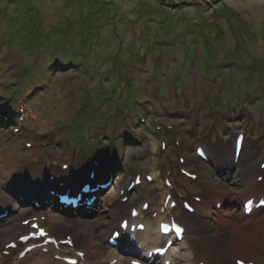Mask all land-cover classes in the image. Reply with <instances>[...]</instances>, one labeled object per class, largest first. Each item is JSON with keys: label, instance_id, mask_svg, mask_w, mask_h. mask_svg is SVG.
Here are the masks:
<instances>
[{"label": "rangeland", "instance_id": "rangeland-1", "mask_svg": "<svg viewBox=\"0 0 264 264\" xmlns=\"http://www.w3.org/2000/svg\"><path fill=\"white\" fill-rule=\"evenodd\" d=\"M0 106L17 123L0 124V167L6 154L10 165L17 164L20 151L58 163L36 168L37 174L42 171L38 176L27 162L18 167L20 178L29 175L36 183L61 172L62 163L112 148L109 162H116L118 171L100 201L105 212L61 229V237L80 230L87 238L91 230L97 245L104 244L130 206L140 205L143 191L149 213L155 209L153 194L166 178L175 197L187 194L198 207L214 210L233 201L242 206L244 198L255 196L251 179L264 178L259 168L264 162V0H0ZM238 132L246 135L240 166L229 167L227 157L224 168L220 161L196 156L200 145L220 158L217 151L230 148ZM25 142L37 147L27 150ZM153 172L158 178L131 193L127 211L115 206L118 187L125 189L131 180L126 177ZM11 182L0 174V195L18 204L0 229L30 217L31 203L9 191ZM194 185L198 188L191 189ZM205 190L214 196L195 201ZM178 208L184 210L181 202ZM179 209L175 214L187 226L195 254L212 249V258L226 262L231 242L223 247L217 237L241 227L249 247L253 227L264 225V214L242 221L240 208L234 219L224 218L230 230L222 231L210 214L190 216ZM92 250L90 257L96 258L99 249ZM252 253L264 264V246Z\"/></svg>", "mask_w": 264, "mask_h": 264}, {"label": "bare ground", "instance_id": "bare-ground-1", "mask_svg": "<svg viewBox=\"0 0 264 264\" xmlns=\"http://www.w3.org/2000/svg\"><path fill=\"white\" fill-rule=\"evenodd\" d=\"M235 140L238 141L237 138H235ZM242 145L246 146V142L243 143V141H242ZM153 146H155V144H153ZM168 153H172V152H168ZM7 155L8 154L2 156L3 157L2 158V166L0 167V174H2L4 176H8V174L11 172V170L13 168V165H10L9 162H8L10 156L9 155L7 156ZM219 155L221 157H223V158H218V160L221 163H223V164H220V165L222 167L226 168L227 163H226L225 159H226V157L228 158L229 154L224 157L223 155H226V152L223 151ZM96 156L99 159H102V160H104V159L109 157V156H107V155H105L103 153L97 154ZM228 165H229V163H228ZM110 166L114 167L113 165H110ZM153 176H156V173H154ZM263 182L264 181H262V183H256V182L253 181L252 182L253 183L252 187L250 188L249 191L255 192L256 196L261 195L264 192L263 191H258V189H260L263 186ZM147 185H149V184H147ZM10 188L12 189L13 185H10ZM160 190L161 191L162 190L165 191V195L163 197V201L161 202V206H162L164 204L165 198L167 197L168 193H170V192H169V190H166V188L164 186H161ZM222 190H224V189H222ZM1 192L4 193L3 190ZM230 193L232 194V192H230ZM200 194H201L200 198H201L202 201H207L209 198H212V195H213L212 192H207L206 190L203 191ZM183 197L187 198L186 195H183ZM188 198H190V197H188ZM0 199H2V201H4L7 204H10V205L13 204V202H15V201H13V199H11L10 197H7L5 195L4 196L0 195ZM155 200H156V198H155ZM4 202H2V203H4ZM250 202L254 203L253 201H250ZM95 205L93 204V206H95ZM4 208L6 209L7 205L4 206ZM89 208H92V207H89ZM217 208H218V210L213 211L212 214L215 217H218V220L221 223H224L223 222L224 218H228V219L232 220V218H234L235 215H236L235 211H232L230 209H223L221 207H217ZM160 209H161V207L157 208V210L159 212H160ZM82 210L85 213H88V210H86L84 207L82 208ZM198 210H201L204 213L209 214V211H206L203 208H199ZM0 211H1V209H0ZM112 211H113V208L110 210V212H112ZM163 213L164 212H162V211L159 213L160 215L157 218V220L153 219L151 221H142V222H144L147 225V228L144 229L143 233L139 232V233H137L135 235V242L141 248L139 250L142 253L143 258L146 260L145 264H152L150 258L147 257L148 251H150V250H152L154 248L157 249V247H160V243L162 241L165 242L167 239L168 240L171 239V236H164V235L160 234L159 229H158V225H159L160 221L166 220L172 214V210H171L170 214L169 213L163 214ZM142 214H143V212H142ZM42 215H44L45 218L43 220L40 219L39 220V224H41L42 226H46L47 229L50 232H53V231L55 232L59 228H63L65 226H69L67 221H66V219H65V217L62 214H60V213H58V212H56L54 210L46 209L42 213ZM82 217H85V215L82 214ZM105 219H107V218H105ZM130 221H132V224H135V225L138 224V221L133 220L132 217H131ZM236 221H238V219ZM73 224L74 225L75 224L79 225V224H77V222L76 223L74 222ZM18 230H19V228L10 227L8 229V231H9L8 233L11 236H14V235H16V232ZM28 231H30V230L27 228V232ZM185 233H186V231H185ZM237 233H240V232H237ZM126 234L127 235H131L129 231H127ZM74 236H75V238L77 240H79L82 243V245H83V247H82L83 250L82 251L86 252L84 258H78V262L76 264H109V262L112 261L113 258H117L118 259V262L116 264H130V259L128 257L122 256L118 252V251H125L124 250V246H125V244L127 242L126 237L122 236L121 240L118 239L116 241V245L110 244L108 242V239H106V237H104V240L106 242H104V244L98 245L99 254H98L97 259L94 262L90 263L87 259H88L89 255L93 252L92 248L94 247V243L91 242V241L88 242L86 240L85 241H81L82 238L85 237V234L83 232H81L79 234H76ZM230 236L227 237V239L225 241V245L223 247L227 248L228 244L230 243V239H229ZM0 237H3V236H0ZM250 237H251V244L256 246L258 244V241L255 240V238L257 236L253 233V234H251ZM186 238H187V236H186ZM205 240H203V241H205ZM242 241H243V237H242L241 234H238V235L234 236L233 240L231 241L233 243L228 248L229 252H234L239 247V245H241ZM1 248H2V250H7L5 248V246H4V244H2V243H1ZM43 248H46V252L43 251ZM76 250L77 249L74 248L73 251H76ZM69 251H72V250L71 249H64L62 247L56 248L52 244H48V245H46L44 247H40V248H36V249L32 250L30 253L27 254V256L22 261L17 262V258H15L13 252H11V256H10L9 259L15 260V263H19V264H66L63 260L59 259L57 256H66V254ZM219 253L217 252V255ZM196 256H199V258L196 257ZM166 257L169 258V260L171 261V264H173V261L177 260L178 258H181V260H183V261L184 260L191 261V259L194 261L195 259H198V261H197L198 263H196V264H199V262H202L203 260L206 262V264H213L212 262L209 261L208 256H204L203 254L202 255L201 254L200 255H194V253H192L190 250L183 251V247L177 248L174 245H171L169 247L168 252L166 254ZM152 258H155V259L158 260V257H152ZM217 258H219V257H217ZM220 260H221V258H219L217 260V262H219ZM156 264H159V262H156ZM192 264H195V263L192 262ZM222 264H234V263L233 262L232 263H227L225 261Z\"/></svg>", "mask_w": 264, "mask_h": 264}]
</instances>
